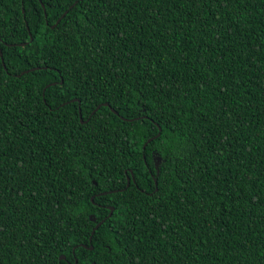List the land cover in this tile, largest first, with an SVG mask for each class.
I'll use <instances>...</instances> for the list:
<instances>
[{
	"label": "trees",
	"instance_id": "1",
	"mask_svg": "<svg viewBox=\"0 0 264 264\" xmlns=\"http://www.w3.org/2000/svg\"><path fill=\"white\" fill-rule=\"evenodd\" d=\"M74 261L264 264V0H0V264Z\"/></svg>",
	"mask_w": 264,
	"mask_h": 264
},
{
	"label": "water",
	"instance_id": "2",
	"mask_svg": "<svg viewBox=\"0 0 264 264\" xmlns=\"http://www.w3.org/2000/svg\"><path fill=\"white\" fill-rule=\"evenodd\" d=\"M74 4H75V2H74ZM73 4V5H74ZM41 6V8H42V10H43V6L42 5H40ZM71 8V6L70 7H68V9H70ZM66 14V11H64L63 12V14L56 20V22L54 23V25H52L51 26V28H53L57 23H58V21L64 16ZM27 72V71H26ZM48 86V85H47ZM73 101V100H72ZM103 106H107V104H102ZM99 108V106H97L94 110H93V112L94 111H96L97 109ZM110 111L113 113V114H116L112 109H110ZM92 112V113H93ZM78 118H79V122L80 123H82V121H81V119H80V115H79V110H78ZM122 120H124V119H122ZM126 121H131V120H126ZM159 135V129H158V133L154 136V137H152V138H150V139H148V140H146V142L142 145V149H144V147H145V145L148 143V142H150L152 139H154V138H156L157 136ZM158 162H159V159L157 158V159H155L154 160V166L156 167L157 166V164H158ZM131 181H132V183H133V179H131ZM128 179L126 178V186L128 185ZM153 183H154V185L156 184L155 183V180L153 181ZM156 190V188H154V191ZM113 192H115V191H113ZM107 193H110V192H102V193H99L98 195L100 196V195H105V194H107ZM92 198L93 197H90L89 198V200L90 201H92ZM108 210H109V212H108V214H107V216H106V218H108L110 215H111V213H112V211H113V209L112 208H108ZM90 220L91 221H94V219L93 218H91L90 217ZM104 220H101V221H99L98 223H96L95 225H94V227L92 228V230L90 231V234H89V236H88V242L90 243V241H91V237H92V235H93V233H94V231L102 224V222H103ZM81 247H83V248H85V246L84 245H81ZM74 249V248H73ZM73 249H72V251H73ZM91 249V247H89V250ZM58 260H64V256H59V258H58ZM74 264H75V261H74Z\"/></svg>",
	"mask_w": 264,
	"mask_h": 264
}]
</instances>
